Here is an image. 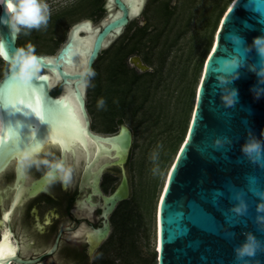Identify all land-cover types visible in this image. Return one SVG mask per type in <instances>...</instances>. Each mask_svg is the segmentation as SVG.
<instances>
[{
  "label": "water",
  "instance_id": "water-1",
  "mask_svg": "<svg viewBox=\"0 0 264 264\" xmlns=\"http://www.w3.org/2000/svg\"><path fill=\"white\" fill-rule=\"evenodd\" d=\"M6 4L7 0H0V21L6 19ZM105 10L106 21L101 22L92 35L84 66L92 67L111 38L119 35L131 19L127 0H106ZM82 22L84 21L70 28L67 39L54 55L38 54L41 69L45 72H39L30 83L39 86L37 94L41 97L45 118L39 117L37 126L22 116L21 111L15 112L4 107L3 94L6 87L22 82L12 78L7 72L0 79V119L7 135L6 138L3 134L0 137L3 139V143H0V167L10 157L17 155L8 150V145L12 142L8 125L18 126L25 138L22 146L33 145L51 120L60 114V102L72 90L81 114L83 132L96 146L89 157L86 145H83L86 153L78 180L80 191L90 188V192L85 194V201L91 207L98 206L103 218V225L93 228V232L89 234L88 255L91 256L109 233L110 213L130 195L126 163L133 137L131 129L124 123L119 124L117 132L111 134H101L90 129L85 95L87 79L81 74L83 68L67 71L63 66L65 56L73 48V30ZM262 31L264 0H231L222 15L204 62L185 138L167 173L156 204V264H237L233 248L244 239L243 232L253 231L264 240V231H259L255 222L259 197L253 194L254 190L264 189V159L254 162L240 152V145L246 139L249 129L257 136L264 129V96L259 99L253 97L250 88L256 84L257 78L246 67H242L239 69L240 78L233 82V86L239 90V101L235 106L226 108L221 102L216 82L211 78V72L218 63L217 57L224 53L231 55L233 52V45L227 39L229 33L239 34L251 43L252 37ZM16 40L17 35L12 34L6 24L0 22V48L11 52L19 47ZM236 51L242 58L247 55L250 62L258 59L254 50L248 54L242 45ZM129 61L142 70L148 68L136 55L130 56ZM46 73L58 77L60 94L50 93L55 83L51 78L48 80L45 77ZM38 77L44 79H36ZM31 129L35 130L31 138H28ZM217 137L222 141L227 137L231 143L225 142L217 146L213 142ZM70 151L75 156L74 150ZM101 155L107 159L102 157L98 160ZM111 167L119 169V182L106 194L100 187L101 176ZM24 180L22 177V182ZM38 182L46 184L42 176ZM93 197L96 199L93 200ZM238 197L243 198L248 205L243 215H237L232 210ZM13 202L14 200L6 212L11 209ZM4 213L3 219L9 224ZM62 230L63 228L58 231L46 254L56 250ZM8 231L12 233L9 227ZM2 238L1 235L0 241ZM16 249L17 244L14 245L15 255L0 261V264H31L36 261L21 258ZM257 260L259 264H264V252H258L251 264H256Z\"/></svg>",
  "mask_w": 264,
  "mask_h": 264
},
{
  "label": "rangeland",
  "instance_id": "rangeland-1",
  "mask_svg": "<svg viewBox=\"0 0 264 264\" xmlns=\"http://www.w3.org/2000/svg\"><path fill=\"white\" fill-rule=\"evenodd\" d=\"M105 1L48 0L51 18L47 27L17 35L18 46L30 42L37 54L54 55L76 23L88 21L97 27L106 21ZM230 1L144 0L123 32L94 61L96 76L87 80L85 89L92 128L111 134L124 123L132 130L133 141L126 166L130 195L118 204L119 213L127 215L125 226L119 225L117 217L116 229L100 243L91 264L98 260L104 264H156L157 199L185 138L204 62ZM82 32L85 29H80ZM133 55L148 68L142 70L130 62ZM5 72L6 64L0 62V77ZM52 90L61 93L57 82ZM100 97L105 100L103 108L97 107ZM157 145L162 147L159 172L154 175L150 156ZM81 164L79 159L77 169ZM76 180L73 172L71 185ZM12 181V175H5L0 188ZM118 182L119 175L104 172L102 191L110 193ZM11 194L3 200V209ZM92 213L96 214L84 208V217L92 220Z\"/></svg>",
  "mask_w": 264,
  "mask_h": 264
},
{
  "label": "clouds",
  "instance_id": "clouds-1",
  "mask_svg": "<svg viewBox=\"0 0 264 264\" xmlns=\"http://www.w3.org/2000/svg\"><path fill=\"white\" fill-rule=\"evenodd\" d=\"M6 11V19L0 22L5 23L14 35H28L32 30L46 28L51 18L48 0H7ZM227 39L233 45V52L231 55L224 53L217 57L218 63L211 72V78L216 82L215 86L220 92L224 107L230 108L239 101V90L233 86V82L240 78L239 69L242 67H246L257 78L256 84L250 88L253 97L259 99L264 96V31L253 36L251 43L236 33H229ZM241 45L248 54L254 50L258 59L250 62L247 55L242 58L236 51ZM0 59L6 64L7 73L22 83L33 80L41 70L40 57L36 53L35 46L30 42L16 47L11 52L0 48ZM81 74L87 80H91L96 76V71L87 65L83 67ZM97 107H105L103 97L97 99ZM213 142L217 146L225 142L231 143L227 137L223 138V141L217 137ZM161 147L162 145H157L150 156L154 164L152 168L154 175L159 172L158 161ZM240 152L254 162L264 159V129H261L259 136L249 129L246 139L240 145ZM16 167L20 172H27L32 168L43 169L42 179L48 185L59 182L67 188L73 178V166L70 163H67L62 156L38 147L21 148L16 155ZM253 194L259 197L255 217L257 229L264 231V189L254 190ZM247 207V202L238 197L232 210L237 215H243ZM242 235L244 239L233 248L234 259L237 264H251V261L257 258L258 252H264V240L250 230L243 232ZM256 264H259L258 260Z\"/></svg>",
  "mask_w": 264,
  "mask_h": 264
},
{
  "label": "flooded vegetation",
  "instance_id": "flooded-vegetation-1",
  "mask_svg": "<svg viewBox=\"0 0 264 264\" xmlns=\"http://www.w3.org/2000/svg\"><path fill=\"white\" fill-rule=\"evenodd\" d=\"M105 5L106 1L104 4V11L106 12ZM0 62L5 63L2 59H0ZM50 93L57 95L56 91L53 90ZM90 129L94 131L91 120ZM41 149L62 156L67 163L73 166V172L77 176V180L67 188L59 182L52 185H42L38 182V179L42 176L43 169L37 170L32 168L27 172H20L17 170L16 157L14 156L0 170V181L5 175L10 174L13 176V181L10 184H6L0 188V206H2L0 236L2 235V231L4 229L8 230L9 227L12 232L10 234L11 241L14 245L17 244L16 251L18 256L23 259L36 260L31 264H91V259L99 246L92 252L91 256L88 255L89 234L93 232V228L103 225V218L98 206L91 207L85 201L86 205L83 208L79 207L81 201L85 200V194L90 192V188L80 191L78 187L84 158L80 157L81 153L79 149H76V155L74 156L70 150H65L64 152L63 147L54 142H46ZM77 157L79 158L77 159ZM79 159L82 161V164L81 168L77 169ZM106 171L119 175L118 168H109ZM22 177L25 178L23 182ZM8 192H12L11 199L8 206L3 209V200L6 198ZM17 194V208L16 210L14 208V215L11 213L8 224L3 219V213L8 210ZM95 199L93 197V200ZM118 204L108 217L110 229L107 237L116 229V219L121 216ZM84 208L95 211L96 214L92 213V220L84 217ZM62 228L63 230L60 234L56 250L51 254H46L56 234Z\"/></svg>",
  "mask_w": 264,
  "mask_h": 264
},
{
  "label": "bare ground",
  "instance_id": "bare-ground-1",
  "mask_svg": "<svg viewBox=\"0 0 264 264\" xmlns=\"http://www.w3.org/2000/svg\"><path fill=\"white\" fill-rule=\"evenodd\" d=\"M127 4H128L129 12H130V17H132L136 12H138L140 6L142 5V2H140L139 0H127ZM226 8L224 9V11L226 10ZM81 28L85 29L86 33L81 34L80 33ZM95 31H96V26H93L91 25L90 22H86V21L82 22L81 24L76 26V28H74L73 33H72L73 38H74L73 48L69 50L68 55L65 56L66 60L63 61V66L67 71L81 70L83 68L86 56L90 48L92 35L94 34ZM45 77L48 80L51 78L54 83L58 81V77L56 75H53L52 73H46ZM19 92H20V89L17 88V84L15 83L10 84L6 87L4 94H3L4 95L3 98L4 100L6 97L14 98L17 96ZM60 104L62 106L60 114L57 117L55 116L51 120V123L48 124L44 133L41 134L37 142L31 146H21L20 149L24 147L41 148L43 144H45L46 142H54L52 139V136H53V133L55 132L56 135L58 136V139L54 143H58L59 145H61L63 147L64 152L65 150L73 149L76 155V149H79L81 153L80 157L84 158L86 152H85L83 145H86L88 156L90 157L91 152L96 149V146L92 141L87 139V137L85 136L83 132V129H82L83 122H82L81 114L78 109L77 101L75 97L73 96L72 90H70L68 93H66L63 96ZM21 112L20 114H22V116L26 117L27 119H30L32 125L34 126L38 125L40 118L36 116L34 112L28 109H24ZM73 113L78 118V122L80 125V129L75 133L71 132L69 128L66 126L68 124H71L72 122L71 114ZM34 130L35 129L29 130V133L27 135L28 138H31V136L34 133ZM1 134H3L4 138L7 137L5 129L3 128V125L0 119V137H1ZM19 150L14 153H18ZM12 157H10L7 160V162L2 167H0V170L3 169L8 164V162L12 159ZM102 157L107 159L104 155H101L99 156L98 160H100ZM78 158L79 157H77V159ZM165 180H166V177H165ZM165 180L163 182L162 188L165 184ZM162 188L159 193L158 199L162 192ZM17 200H18V194L16 195L14 199L11 209L8 212L4 213V218H8V219L10 218V215L16 206ZM85 205H86L85 200H82L79 207L83 208ZM2 236L3 238L0 241V246H2L5 250H7L10 246L11 251L14 252V244L11 241L10 232L7 229H4L2 231ZM156 246L157 245L155 241L154 249H156Z\"/></svg>",
  "mask_w": 264,
  "mask_h": 264
},
{
  "label": "snow or ice",
  "instance_id": "snow-or-ice-1",
  "mask_svg": "<svg viewBox=\"0 0 264 264\" xmlns=\"http://www.w3.org/2000/svg\"><path fill=\"white\" fill-rule=\"evenodd\" d=\"M36 79L43 80V77H38ZM17 88L20 89V92L16 97H6L4 100V107L11 108L15 112H20L24 109L31 110L35 113L36 116L44 119V113L41 108V97L37 94L39 86H33L32 83L23 82L17 84ZM72 122L71 124L66 125L69 130L73 133L77 132L80 129L78 118L75 114H71ZM8 134L12 137V142L8 145V150L11 152H16L20 147L25 143V138L19 132L18 126L13 127L11 124L8 125ZM53 141L55 142L58 139L56 133H53ZM0 143H3V139H0ZM15 253L11 251V248L5 250L0 246V261L5 260L9 257L14 256Z\"/></svg>",
  "mask_w": 264,
  "mask_h": 264
},
{
  "label": "trees",
  "instance_id": "trees-1",
  "mask_svg": "<svg viewBox=\"0 0 264 264\" xmlns=\"http://www.w3.org/2000/svg\"><path fill=\"white\" fill-rule=\"evenodd\" d=\"M17 45H18V44H17ZM112 74H114V72H113ZM133 81H134V78L131 79V82H133ZM119 106L121 107L122 104H119ZM110 169H117V167H111ZM126 218H127V215H125V213H124V214H121V216H120V218H119L120 221H118V222H119V225H120L121 227H123V228H124V226H125ZM95 264H104V263H102L100 260H98V261L95 262Z\"/></svg>",
  "mask_w": 264,
  "mask_h": 264
}]
</instances>
